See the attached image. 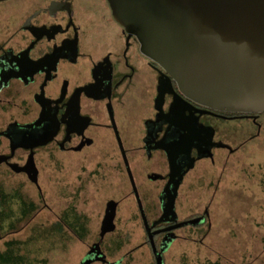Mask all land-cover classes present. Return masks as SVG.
<instances>
[{
	"label": "rangeland",
	"instance_id": "374dc122",
	"mask_svg": "<svg viewBox=\"0 0 264 264\" xmlns=\"http://www.w3.org/2000/svg\"><path fill=\"white\" fill-rule=\"evenodd\" d=\"M28 1L53 2L0 0V43L10 30L6 21L13 14L19 16L17 6ZM60 1L70 5L71 17L79 32L87 35L85 40L92 49H100L103 44L110 46L109 41L114 39L108 30L113 29L114 22L106 0ZM144 73L139 69L137 76ZM133 82L114 121L122 146L129 145L141 120L149 114L141 87L144 80L141 83L138 77ZM29 86L24 90L20 83L13 82L0 89V130L10 121L30 118L25 107L32 109L27 103L30 91L37 86ZM258 122L260 128L251 126L238 134L239 146L227 160L218 156L214 169L199 162L186 176L180 188L178 216L182 219L207 207L208 220L203 225L179 227L177 236L162 251L164 264L264 263V111ZM100 129L90 131L94 143L81 151L63 152L53 144L41 148L35 154L36 181L14 171L5 161L0 162V264H155L135 200L131 195L126 197L128 182L112 166L118 139L111 132L112 127ZM249 135L253 136L247 138ZM3 142L6 141L0 136V149ZM130 153L126 157L131 162ZM141 159L135 165L143 176L145 166L140 165ZM91 161L99 162V169L91 170ZM136 174L134 169L142 198L139 185L151 189L157 183L143 177L139 184ZM198 176L199 180L195 179ZM110 198L109 203L118 201L117 211L111 215V229L103 231L102 215ZM91 245L97 248L94 254L99 253L102 259L91 257Z\"/></svg>",
	"mask_w": 264,
	"mask_h": 264
},
{
	"label": "flooded vegetation",
	"instance_id": "af4514ba",
	"mask_svg": "<svg viewBox=\"0 0 264 264\" xmlns=\"http://www.w3.org/2000/svg\"><path fill=\"white\" fill-rule=\"evenodd\" d=\"M52 1V4L25 2L16 8L19 16L12 13L11 19L6 21L10 30L0 43V89L13 82L20 83L24 90L33 84L37 88L30 91L27 103L31 104L33 114L32 109L25 107L30 118L23 122L10 121L0 130V136L6 141L0 155L7 156L8 167L10 163L25 165L30 156L37 169L35 154L44 146L53 144L63 152L81 151L94 143L91 130L112 127L108 132L111 131L119 143L113 169L124 174V182H128L126 197L134 198L145 235L144 221L150 231H158L152 239L157 249L163 251L177 236L179 227L168 228L196 217H203L197 225L208 220L207 207L182 219L178 216L180 188L186 176L199 162L214 169L218 156L227 160L239 146L236 142L240 132L248 131L251 126L260 128L258 119L264 110H229L192 97L172 73L141 51L138 38L114 17L108 0L105 6L114 22L113 29L108 31L113 33L114 41H109L108 48L103 44L100 49H92L85 40L87 35L79 32L71 17L70 5ZM15 64L24 65L21 76L15 72ZM139 69H143L145 75L137 76ZM138 77L141 83L144 80L141 87L149 114L141 120L138 133L133 134L129 145L122 146L120 130L114 122L116 111L129 94L133 78ZM128 153L131 162L127 160ZM111 159L113 161L112 155ZM139 159L142 160L140 165L145 166L144 172L141 171L143 176L135 165ZM91 163V170L99 169V162ZM134 169L139 184L143 177L157 183L151 189L139 185L142 198L136 187ZM111 199L104 206V229L111 227L114 222L111 215L117 211L118 201L109 203ZM145 242L149 243L148 237ZM89 250L93 259L100 255L92 252L97 251L92 245Z\"/></svg>",
	"mask_w": 264,
	"mask_h": 264
},
{
	"label": "water",
	"instance_id": "95a60500",
	"mask_svg": "<svg viewBox=\"0 0 264 264\" xmlns=\"http://www.w3.org/2000/svg\"><path fill=\"white\" fill-rule=\"evenodd\" d=\"M108 2L114 17L138 38L141 51L172 73L192 97L229 110H264V0ZM15 68L21 76L24 65ZM6 160L0 155V162ZM9 166L36 181L30 156L25 165ZM168 205L172 209L171 202ZM202 221L196 217L168 229ZM144 223L155 264H164L162 249L152 239L158 231Z\"/></svg>",
	"mask_w": 264,
	"mask_h": 264
},
{
	"label": "crops",
	"instance_id": "0c3cea01",
	"mask_svg": "<svg viewBox=\"0 0 264 264\" xmlns=\"http://www.w3.org/2000/svg\"><path fill=\"white\" fill-rule=\"evenodd\" d=\"M5 142H3V144H4ZM21 172H23V171H21ZM26 174V173H25ZM27 176V175H26Z\"/></svg>",
	"mask_w": 264,
	"mask_h": 264
},
{
	"label": "trees",
	"instance_id": "16d2710c",
	"mask_svg": "<svg viewBox=\"0 0 264 264\" xmlns=\"http://www.w3.org/2000/svg\"><path fill=\"white\" fill-rule=\"evenodd\" d=\"M264 264V263H263Z\"/></svg>",
	"mask_w": 264,
	"mask_h": 264
}]
</instances>
